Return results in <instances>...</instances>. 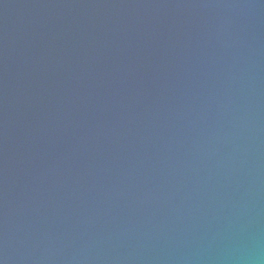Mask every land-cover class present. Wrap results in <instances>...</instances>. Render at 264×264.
I'll list each match as a JSON object with an SVG mask.
<instances>
[{
	"label": "water",
	"instance_id": "1",
	"mask_svg": "<svg viewBox=\"0 0 264 264\" xmlns=\"http://www.w3.org/2000/svg\"><path fill=\"white\" fill-rule=\"evenodd\" d=\"M0 264H264V0H0Z\"/></svg>",
	"mask_w": 264,
	"mask_h": 264
}]
</instances>
